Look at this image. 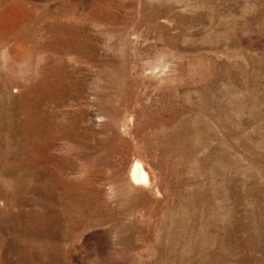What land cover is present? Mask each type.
Listing matches in <instances>:
<instances>
[{
  "label": "rangeland",
  "instance_id": "1",
  "mask_svg": "<svg viewBox=\"0 0 264 264\" xmlns=\"http://www.w3.org/2000/svg\"><path fill=\"white\" fill-rule=\"evenodd\" d=\"M0 264H264V0H0Z\"/></svg>",
  "mask_w": 264,
  "mask_h": 264
},
{
  "label": "bare ground",
  "instance_id": "2",
  "mask_svg": "<svg viewBox=\"0 0 264 264\" xmlns=\"http://www.w3.org/2000/svg\"><path fill=\"white\" fill-rule=\"evenodd\" d=\"M43 138V137H42ZM41 145V144H40ZM15 149V148H14ZM19 154V153H18ZM10 160V159H9ZM43 163V162H42ZM19 165V164H18ZM145 164L142 160L136 159L130 170V177L133 181L147 182L149 179V174L147 169L144 167ZM21 168V167H20ZM56 172V171H55ZM22 178V177H21ZM59 181V180H58ZM139 182V183H140ZM57 183V182H56ZM137 183V182H136ZM147 184V183H146ZM151 184V183H150ZM58 186V185H57ZM71 186V185H70ZM19 190V189H18ZM22 190V189H21ZM16 197V196H15ZM14 199V197H13ZM59 200V199H58ZM12 202V201H11ZM62 203V202H61ZM15 205V204H14ZM55 207V206H54ZM68 211V210H67ZM66 211V212H67ZM52 214V213H51ZM49 215V214H48ZM15 216V215H14ZM58 216V215H57ZM53 220V219H52ZM57 220V219H56Z\"/></svg>",
  "mask_w": 264,
  "mask_h": 264
}]
</instances>
